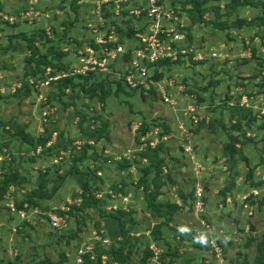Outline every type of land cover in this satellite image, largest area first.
<instances>
[{
	"label": "rangeland",
	"instance_id": "1",
	"mask_svg": "<svg viewBox=\"0 0 264 264\" xmlns=\"http://www.w3.org/2000/svg\"><path fill=\"white\" fill-rule=\"evenodd\" d=\"M29 1L0 0V181L3 173L21 175L24 180L15 194L21 200L25 193L37 189L43 178L48 182L41 184L50 197L36 198L39 213L27 212L29 225H22L6 209L5 197L10 190L0 200V264H33L45 258L54 264H76L75 249L91 243L90 236L98 228L111 243L121 247L125 264H141L145 251L152 252L153 246L160 250L158 260H153L152 253L146 264H253L257 245L264 240V130L258 129L259 121L249 123L251 117L244 115V110L231 106L238 103L241 106L245 97L248 100L245 103L257 115L256 109L264 104V0H252L242 6L232 4L231 11L226 6L228 0H219L223 7L218 8V17L216 2H208L203 9L213 10L209 20L201 18L202 23L195 24L186 19L188 16L183 11L186 20L181 23L190 31L194 47L213 49L219 55L203 65L190 67L183 62L171 68L169 78L177 86L185 87L177 98V107L184 111L188 105L199 104L206 116L204 122L196 124L189 122L183 111L174 113L157 96L149 94L142 99L138 92L132 93L125 86L126 92L116 94L115 80L110 79L103 85L107 93L103 102L87 98L78 88H66L65 94L59 96L53 86L42 89V96L31 89L12 93L14 85L23 86L27 75L34 73V65L28 61L27 43L19 39L10 41V37L25 33L37 39L35 45L42 55L56 47V51L50 52L49 60L66 67L77 63L71 50H61L83 45L88 37L84 15L89 4L79 6L77 16L68 0H36L38 11L25 14ZM36 14L38 19L34 17ZM31 18H35L33 22ZM194 25L197 26L193 28ZM59 51L66 54L61 56ZM90 79L76 82L84 81L88 85ZM175 92L180 93L177 89ZM80 114L86 116L81 126L77 124ZM238 118H241V131L234 128ZM178 119L192 128L189 137L180 133ZM138 121L143 123L141 128L148 127L146 132L152 127L167 131L163 141L166 146L159 152L163 163L157 175L155 201L175 205L176 209L162 217H153L145 207L141 188L134 187L138 180L147 178L150 186L147 193L156 190L152 182L156 166L137 155L144 150L137 151L144 133L132 129ZM45 128L58 129L49 139L52 144L61 132L59 146L36 153L31 141ZM96 130L97 134L91 136V131ZM230 136L237 138L234 146ZM190 144L203 166L198 174L184 154L183 146ZM228 145L231 146L226 149ZM83 149L87 151L82 157ZM233 151L235 161L229 157ZM123 159L132 161L133 165L119 174L115 163ZM98 164L101 181L91 172ZM147 165L149 168L144 171ZM251 167L254 173L248 177ZM121 180L127 184L129 196L125 206L133 209L126 226L129 231L126 240L118 222L112 217L106 219L102 212L108 211L110 205L119 206L118 200L108 201L104 193L112 183ZM232 181L233 186L225 191ZM254 181L262 183L259 193L255 197L247 196L255 188ZM197 187L202 188V213L193 209ZM85 188L100 190L101 196L96 199H101V208L90 203L80 213L71 209L72 216L69 214L63 234L52 230L41 211L63 207L79 196L82 199ZM12 190L11 197L16 189ZM157 224L161 234L154 238L150 231ZM71 233H76V238L68 237ZM210 241L221 249L220 257L213 252Z\"/></svg>",
	"mask_w": 264,
	"mask_h": 264
},
{
	"label": "built area",
	"instance_id": "2",
	"mask_svg": "<svg viewBox=\"0 0 264 264\" xmlns=\"http://www.w3.org/2000/svg\"><path fill=\"white\" fill-rule=\"evenodd\" d=\"M67 1V0H66ZM71 3L76 1V5L83 7L87 5L86 13L84 15L86 27H87V39L83 45L74 48H64L61 51H72L73 60L77 63L72 67H66V69H52L47 67L43 69L35 77L29 76L25 79L29 88L38 93L40 96L42 89L50 88L52 83H56L58 80L66 77L84 76L87 74H97L106 76L113 80L120 81L128 90H135L137 92H143L145 95H149V91L153 90L155 95L159 99L170 106L174 113L180 111L177 98L184 92L185 87L177 86L173 79H170V72L173 66L179 63H183L186 66L203 65L206 61H212L219 55L213 49L208 51L195 48L193 42L189 39L190 31L185 27L184 20H189L188 17L183 19L179 6L172 5V2L177 0H68ZM36 0L29 1V6L25 11V14L36 13L38 9L36 7ZM223 4L220 3V6ZM79 7V8H80ZM36 11V12H35ZM124 11V14H123ZM105 16V14H109ZM37 14L34 15L38 19ZM210 13L207 12L202 17L209 20ZM35 18H31V22ZM132 21V37L124 38L120 41V36L116 30V24H111L110 21H115L118 26L125 28L123 21L128 19ZM27 21V17L25 18ZM183 19V20H182ZM7 20V19H5ZM197 25H194L195 28ZM91 43V44H90ZM129 53V58L124 59L125 55ZM157 75L161 77L155 78ZM22 88V85H14L15 93L17 89ZM177 90L179 92H175ZM68 92V91H66ZM42 96V95H41ZM188 97V96H187ZM190 99H195L194 95L189 96ZM243 104L241 106H247L249 108L248 100L243 97ZM195 102V100H194ZM232 105V104H231ZM256 109L258 113L257 117L264 115V104ZM183 116L189 119V122L196 124L198 121L205 120L206 116L203 114L202 108L198 105H188L182 112ZM178 129L180 133L185 134L186 137L190 136V130L185 122L178 119ZM143 123L141 121L135 122L132 125L134 131H139ZM53 134V133H52ZM167 136H161V129L158 127H152L150 131L141 134L140 143L141 147L137 149L138 152L143 149L155 148L159 142L165 141ZM52 142H48L46 147L50 146ZM40 146L37 147L36 153L41 152ZM184 154L188 160L192 163L193 169L196 174L203 170V166L196 159L193 154L191 144L183 146ZM130 153V150H127ZM126 155V154H124ZM127 156V155H126ZM145 161V160H144ZM98 175L100 173L97 172ZM12 186L9 190L11 192ZM13 191V190H12ZM7 193L5 197L8 201L6 203V209L8 212L19 219V221H27L29 215L25 210H18L15 207L13 197L11 193ZM259 193L258 188H254L247 196H257ZM99 194V193H98ZM96 195L98 198L101 195ZM104 195H109L112 200H118L119 206L110 205L107 207L108 211L117 210L121 208L127 211L126 204L128 203L129 196L113 194L110 190H106ZM79 199L73 201V203H67V205L54 208L51 211H46L43 214L46 218V222L49 227L59 234H62L68 227L69 213L72 206H79L82 202L80 196ZM245 198V197H244ZM117 201V202H118ZM227 201V200H226ZM228 202V201H227ZM193 209L198 212H203L202 202V188L197 187L195 190V202ZM58 210L61 213H58ZM32 213L38 214V210L33 209ZM102 231L93 232L90 236L91 243L77 247L74 251V261L76 264H84L85 257L91 262L96 261L95 250L97 247H109L111 241L107 237H103ZM210 245L213 252L217 257L221 256V249L217 246V243L210 241ZM153 253V260H158L160 250L156 247L151 248ZM101 264H116L108 255H101Z\"/></svg>",
	"mask_w": 264,
	"mask_h": 264
},
{
	"label": "trees",
	"instance_id": "3",
	"mask_svg": "<svg viewBox=\"0 0 264 264\" xmlns=\"http://www.w3.org/2000/svg\"><path fill=\"white\" fill-rule=\"evenodd\" d=\"M250 1H252V0H230V1L228 0V2L226 1L228 3V4L226 3V6H227V9L229 11H231L230 9L232 8V4L242 6V5L250 4ZM208 2H216L214 4V6H216L215 10H216V15L218 17V14H219L218 8H220V4L218 3L219 0H180L178 3L172 2V5L177 4L179 6V9L181 12L182 11L186 12L191 24H195L197 22L202 23L201 18L203 17V15L205 13H207V12L212 13L213 12V10H212V12H210V11H205L203 9L206 7V4ZM77 8H79V7L76 5V1H73L71 3V9L76 11V15L78 14ZM25 9H27V7ZM123 14H124V11H123ZM109 15H110V13L105 14L106 17ZM213 18H215V17L213 16ZM213 18H211L210 20H212ZM110 22H111V24H116V30L120 36V41H123L124 38H131L132 37L133 28H132V21L130 18L126 21H123L125 28H121L120 26H118V24L115 21H110ZM7 24L9 25V23H7ZM10 26H12V25L10 24ZM68 26H67V29L69 28ZM52 33L54 34V30L52 31ZM188 37L192 41L191 33L189 34ZM12 39H19L21 41L26 42L27 48L30 50V57H29L28 61L34 65V73L28 74L27 77H29V76L35 77L36 75H38V73H40L43 69H45L47 67H51L53 70L54 69H59V70L66 69V66L64 64L62 65L58 62L53 63L49 60V56L51 55L50 52L56 51L57 50L56 47H51L47 54L42 55L40 53V51H38L37 46L35 45V42H37V39H35V38L32 39V38L27 37V35L25 33H18L17 35L10 37V41ZM9 47H10V43L8 45V48ZM59 52H60L61 56L66 54V53H62L61 51H59ZM128 58H129V53H127L125 55L124 59L127 60ZM39 69H40V71L38 73L35 72V70H39ZM87 77L91 78L90 80H92V82L88 85H85L84 81L76 82V80H78V79L82 80V79H86ZM101 77H105L106 80H103L104 78L102 79ZM158 77H161V75H157L155 78H158ZM108 79H110V78H108L106 76H101V75L99 76L97 74L91 73V74H87L84 76H77V77L73 76V77L62 78V79L58 80L56 83H52V86L55 87V90L58 92V96L60 94H65L64 91L66 88H70V89L78 88L81 93H83L84 95L87 96V98L98 99L101 102H103L105 97H106V94H107L106 91L104 90L103 85H104V83H106V81H108ZM110 80L114 81L113 79H110ZM114 84L116 86V89H115L116 94L120 93V92H126L124 85L120 81L115 80ZM109 88H110V86H109ZM20 89L29 91L30 88H29L27 82L24 81L23 86ZM130 92L136 93L137 91H135V90L131 91L130 90ZM15 93H16V91H15ZM138 93H139L140 98H142V99L146 98V96H147V95L143 94V92H138ZM149 94L153 95L154 97L156 96L155 92L153 90L149 91ZM52 97H54V99L56 98L53 95H52ZM49 100H50V98H49ZM49 100H48V103L52 104L49 102ZM195 102L198 103L196 100H195ZM69 105H71V104H69ZM197 105L199 106V104H197ZM231 107L233 109H236L239 111L244 110L245 111L244 115L249 114V116L251 117L249 119V123L259 121L258 129L264 130V115L257 117L258 113L256 115L255 113H253L252 109L240 106L239 103L237 106L235 104L234 106H231ZM85 120H86V116L83 114H80V119H78L77 124L81 126L85 122ZM102 121H105V120H102ZM159 126L161 128L164 127L163 125L161 126L160 124H159ZM147 128H148L147 126L142 127L141 133H145ZM234 128L236 131H241V129H242L241 118L237 119V121L234 124ZM56 130H58V129L56 128V129L50 130L49 128H45L44 132L41 135H38L36 140L31 141L32 145H33V149L35 150V148L38 145L43 147L41 152L50 151L54 148L56 149V147L59 146L58 141H59V138L61 136L60 135L61 132L59 133L56 141L51 146L46 147V143L51 138L52 133L55 132ZM162 131L163 132H161V136L167 135V131L165 128L164 129L162 128ZM91 132H92L91 136L97 134V130L91 131ZM230 140H231L230 143L232 144V146H234L235 142L237 141V138L234 136H230ZM165 144L166 143H164L163 141L159 142L155 148H153V149L146 148L141 153L137 154L139 156V158L144 159L146 161V163L149 160V162H150L149 164L156 166L155 177L152 180V182L155 184V188H156L155 191H153L151 194L147 193L148 189L150 187L147 178L142 179L140 181L138 180L134 186L137 189L141 188V192L144 193L145 207L147 208V210L152 212L153 217H156V218L166 215L168 211L172 210V208L176 209L175 205L156 203V201H155L156 196H157L158 186H159V182H158L159 179H158L157 175L160 173V165L163 163V159L159 157V152L166 146ZM86 146H88L90 148L93 147V145H89V144H86ZM230 146L231 145L226 146V149H228ZM86 151H87L86 149H83L82 157L85 156ZM92 157L96 158L95 155H92ZM229 157H230L231 161H235L234 151L231 153V155ZM91 162H98V161L92 160ZM100 164H102V163H100ZM100 164H98L97 168H95L94 170H91V172L95 175V177L99 181H101V177H99L101 175L97 174V170H99L101 168ZM102 165L104 166V164H102ZM132 165H133L132 161L123 159V160L115 163V168H116V171L119 172V174H120L121 172H123L125 170H129L132 167ZM148 168H149V165L145 166L143 168V170L146 171ZM253 173H254V168L251 167L250 174L248 175V177H251V175H253ZM23 180H24V178L15 172L3 173L2 179L0 181V200H4V196L7 193V191L9 190L10 186H13L16 189L13 192L14 203H15L16 209L25 210L26 212L33 210L35 208L38 209L39 203H37L36 198L39 197L41 199H45V198L50 197V195L46 191H44V184H41V183L46 184L48 181L42 178L41 179L42 181L39 184V187L37 189H34L28 193H25V195H23V198L21 200H18V199H16L15 194L17 193V186L21 185ZM233 184H234V181L230 182L228 184V186L226 187L225 191L230 190V188L233 186ZM261 184L262 183L260 181H254L252 186L255 188H258ZM126 185L127 184H125L123 180H121L117 183L114 182L109 187V190L115 195H118V194L126 195L127 194ZM99 191H100L99 189H95L94 191H92V190L85 188L83 190L81 204L79 206H75V205L72 206L71 207L72 211H76L77 213L78 212L80 213V211L83 210V208L87 207V205L90 203H91V206L101 208L100 203H99L101 199H96V194H98ZM222 193L226 194L225 192H222ZM104 196L106 199H108V201H111V197L109 195H104ZM24 204H26V207H24ZM164 209H166V210H164ZM132 210L133 209H129L127 211H124L121 208H118L116 211L115 210H112V211L103 210L102 211V209H100V211L103 212L104 216H106V219H109L110 217H112L113 219H115L118 222L119 230H120L122 236L124 237L123 240H126L129 238L127 236L129 231H128V227H126V226H127V223L130 219V214L133 212ZM46 211H48V210H44L41 212H46ZM72 211H70V213H69L70 216H72ZM58 213H61V212L58 210ZM28 223L29 222H27V221H22V225H29ZM96 231H98V233H99L100 232L99 228L96 229ZM151 232H152V235L154 238L160 237V234H161L160 224L155 225V227L152 229V231H150V233ZM101 235L103 237H105V235L103 233ZM75 236H76V233H71L68 235V237H71V238H76ZM59 237H64V235H60ZM263 238H264V233H263ZM122 243L123 242H120L119 244H122ZM256 251H257V253H256V256L253 260V264H264V240H261L259 242V244L257 245ZM103 254L108 255L110 257V259L113 262H115L116 264H125L124 261H125L126 257L124 255H122L121 247H116L113 244V242L109 245V247H97L95 250L96 261L91 262V261H89V259L87 257H85L84 264H101V258L100 257ZM151 256H152V252L149 249H147L145 251L143 258L141 259V264H146V260L148 258H150ZM33 264H54V263L49 258H45L43 261H39V262H36Z\"/></svg>",
	"mask_w": 264,
	"mask_h": 264
}]
</instances>
